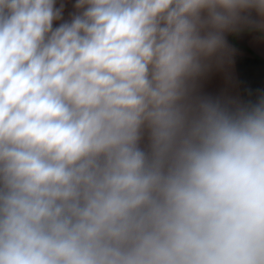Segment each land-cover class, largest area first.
<instances>
[{
	"label": "clouds",
	"instance_id": "clouds-1",
	"mask_svg": "<svg viewBox=\"0 0 264 264\" xmlns=\"http://www.w3.org/2000/svg\"><path fill=\"white\" fill-rule=\"evenodd\" d=\"M56 5L0 0V264H264V97L195 95L264 0Z\"/></svg>",
	"mask_w": 264,
	"mask_h": 264
},
{
	"label": "crops",
	"instance_id": "crops-1",
	"mask_svg": "<svg viewBox=\"0 0 264 264\" xmlns=\"http://www.w3.org/2000/svg\"><path fill=\"white\" fill-rule=\"evenodd\" d=\"M76 0H57V7L63 5L62 20L54 22V27L59 23L70 20L76 9ZM249 18L257 23L260 17L253 11ZM226 51L223 56L212 61V67L197 81L195 95L219 99L230 102L233 106L243 105L240 81L235 63V57L241 56L257 59L264 63V29L250 25H241L235 31L224 34ZM145 140L142 146H146Z\"/></svg>",
	"mask_w": 264,
	"mask_h": 264
},
{
	"label": "trees",
	"instance_id": "trees-1",
	"mask_svg": "<svg viewBox=\"0 0 264 264\" xmlns=\"http://www.w3.org/2000/svg\"><path fill=\"white\" fill-rule=\"evenodd\" d=\"M234 59L240 81L243 105L251 104V102H254L258 97V100H260L262 97L258 96L256 91H252L250 89L251 87L249 88L246 85V78L249 75L248 71L252 66L259 67L261 71L264 72V63L257 59H249L241 56H236Z\"/></svg>",
	"mask_w": 264,
	"mask_h": 264
},
{
	"label": "rangeland",
	"instance_id": "rangeland-1",
	"mask_svg": "<svg viewBox=\"0 0 264 264\" xmlns=\"http://www.w3.org/2000/svg\"><path fill=\"white\" fill-rule=\"evenodd\" d=\"M249 75L246 78V85L252 90L256 91L258 96L264 97V72L259 67H250ZM257 98V97H256ZM259 98V97H258ZM258 98L252 101L251 104L257 103Z\"/></svg>",
	"mask_w": 264,
	"mask_h": 264
}]
</instances>
